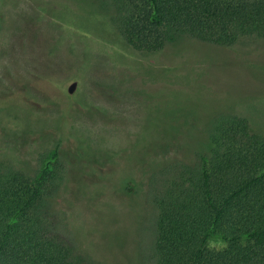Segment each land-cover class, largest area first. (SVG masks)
I'll return each instance as SVG.
<instances>
[{
    "label": "rangeland",
    "instance_id": "1",
    "mask_svg": "<svg viewBox=\"0 0 264 264\" xmlns=\"http://www.w3.org/2000/svg\"><path fill=\"white\" fill-rule=\"evenodd\" d=\"M112 13L103 0H0V169L36 177L58 148L67 178L49 204L59 229L86 243L105 216L89 243L97 254L147 223L129 205L147 200L145 175L179 159L214 117L264 128V38L138 51Z\"/></svg>",
    "mask_w": 264,
    "mask_h": 264
},
{
    "label": "trees",
    "instance_id": "2",
    "mask_svg": "<svg viewBox=\"0 0 264 264\" xmlns=\"http://www.w3.org/2000/svg\"><path fill=\"white\" fill-rule=\"evenodd\" d=\"M103 3L138 51L158 52L184 37L227 48L242 37L264 38V0ZM215 118L196 142L180 145L179 159L149 169L147 200L129 203L149 214L147 223L105 253L89 248L105 216L87 225L89 243L58 227L48 201L67 178L58 148L36 177L0 169V264H264V128L236 113ZM144 231L150 241L142 242ZM213 237L224 246L212 248Z\"/></svg>",
    "mask_w": 264,
    "mask_h": 264
}]
</instances>
